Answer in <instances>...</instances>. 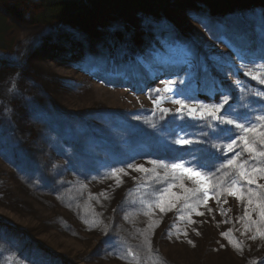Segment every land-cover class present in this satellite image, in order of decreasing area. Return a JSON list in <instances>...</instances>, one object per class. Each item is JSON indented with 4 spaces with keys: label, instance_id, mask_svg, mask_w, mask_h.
I'll return each mask as SVG.
<instances>
[{
    "label": "trees",
    "instance_id": "obj_1",
    "mask_svg": "<svg viewBox=\"0 0 264 264\" xmlns=\"http://www.w3.org/2000/svg\"><path fill=\"white\" fill-rule=\"evenodd\" d=\"M210 37L264 62V0H0V264H264V91L215 71L179 106L93 89L199 80Z\"/></svg>",
    "mask_w": 264,
    "mask_h": 264
},
{
    "label": "rangeland",
    "instance_id": "obj_2",
    "mask_svg": "<svg viewBox=\"0 0 264 264\" xmlns=\"http://www.w3.org/2000/svg\"><path fill=\"white\" fill-rule=\"evenodd\" d=\"M206 41L210 51V63H207L199 80L195 78V75H192L190 67L184 72L176 73L180 78L178 83H174L173 79L167 77V80L161 85V94L151 98L146 92L138 93L132 90L131 85L126 84L127 82L122 75L115 72H99L98 76L93 75V89L103 101L116 107H134L150 102L179 106L185 101V98H183L184 91L189 92L193 89H198L200 85H214L216 79L213 77V71H215L220 78H228L236 87L249 88L258 92L264 91L258 83H253L247 79L243 82V79L239 78L240 72L244 71L258 79V81L264 82V62L246 58L241 51L229 45L223 38L213 39L210 37ZM156 45L161 54L168 53L169 48L164 41L161 40ZM151 58L157 62L158 58L155 53H147L140 56L141 61H147V59L150 60ZM172 76L175 75L172 74ZM114 82H118V85L112 84ZM177 101H180V103H177ZM190 105H195V102L191 101ZM182 167L190 170V173L198 172L183 165ZM199 177L201 178V175ZM203 183L206 185L204 179Z\"/></svg>",
    "mask_w": 264,
    "mask_h": 264
},
{
    "label": "snow or ice",
    "instance_id": "obj_3",
    "mask_svg": "<svg viewBox=\"0 0 264 264\" xmlns=\"http://www.w3.org/2000/svg\"><path fill=\"white\" fill-rule=\"evenodd\" d=\"M177 103H180V101H177ZM218 110V109H217ZM192 111H195L194 109ZM214 118L217 119L218 122L220 123H224V124H229V125H233L235 127H240V128H243L244 125L242 124H237V122L233 119H228L227 117H224V116H215V114H213ZM192 141L190 140H178L177 143H180V144H188V143H191ZM245 143H247V141H245ZM236 144V140H232L231 144L228 145V148L229 150L231 151L233 149V146ZM229 163H231V161H229ZM179 165H172L173 168L175 167H178ZM140 167V166H138ZM185 171H190L188 169H185ZM192 175H195V176H200V173L198 172H192L191 173ZM253 181L249 180V183H252ZM232 195H236L235 192H232L231 193ZM205 202H207V195H205ZM161 211H163V209H161ZM209 211H211V209H209ZM200 215H203L202 213H200ZM222 235H226V233H222Z\"/></svg>",
    "mask_w": 264,
    "mask_h": 264
},
{
    "label": "water",
    "instance_id": "obj_4",
    "mask_svg": "<svg viewBox=\"0 0 264 264\" xmlns=\"http://www.w3.org/2000/svg\"><path fill=\"white\" fill-rule=\"evenodd\" d=\"M193 109L196 111V108L194 106H191L190 110L192 111ZM195 111H192V112H195Z\"/></svg>",
    "mask_w": 264,
    "mask_h": 264
}]
</instances>
